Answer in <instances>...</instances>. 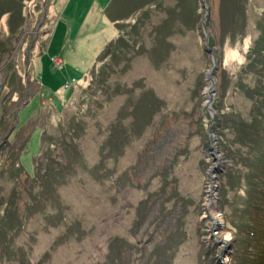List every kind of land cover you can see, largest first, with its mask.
I'll return each instance as SVG.
<instances>
[{
	"label": "rangeland",
	"instance_id": "374dc122",
	"mask_svg": "<svg viewBox=\"0 0 264 264\" xmlns=\"http://www.w3.org/2000/svg\"><path fill=\"white\" fill-rule=\"evenodd\" d=\"M76 1L0 0V264H264V142L226 124L257 109L264 0H118L142 50L93 93L108 34L80 32Z\"/></svg>",
	"mask_w": 264,
	"mask_h": 264
},
{
	"label": "trees",
	"instance_id": "16d2710c",
	"mask_svg": "<svg viewBox=\"0 0 264 264\" xmlns=\"http://www.w3.org/2000/svg\"><path fill=\"white\" fill-rule=\"evenodd\" d=\"M6 2L8 3L9 6L12 5V3H10V1H6ZM1 5H2V8L0 11V20L4 15L10 14L11 15L10 22H11L12 16H15L14 13L12 12L13 10H10L7 7H5L3 5V3ZM0 24H1V22H0ZM123 26L124 25L122 23L118 24V28L120 31L119 36L117 38H115L113 41L109 42L108 45L106 46V49L103 50L102 54L99 57L98 63H97V64L101 65L99 67V69H97V65H96V67L91 72V74H92V79H91V84H90V91L92 90L91 93H93L94 90H97V91L101 90L103 92L104 89L107 88V86L109 85V83H108L109 77L116 70L118 71L117 62H119V60L121 58H123L124 61L126 62V64L129 65L130 61H132V59L135 56H137V54L140 52V50H142L141 46H140L141 49H139V47H137V46H133V42H132V40L134 38V36L132 35L133 32L128 31V30L125 31L123 29ZM133 29L135 31L136 25H134V28H132V30ZM137 29L139 30V28H137ZM10 30H11V34L13 35L15 32V28L13 26H10ZM137 32L135 34H137ZM263 32H264V30H263ZM255 46L256 47L252 51H249L250 53H248V55H250V60H251L250 68H252L253 65H256L258 63H261V64L264 63V34L258 40V42ZM247 90H248V93L251 94V96L253 95L254 98L257 97V99H255V101H254V104L256 105L257 109L256 110L254 109L252 115L249 118L242 119L239 115H235V117L232 115L226 116V118H227L226 124L231 125L233 128V130H231V131L236 137V139L234 141V145L239 146V147H240V145H242V147L251 148L252 151L254 152V149L256 147H258V144L263 145V142H264V141H261V139H262L261 137H263L261 131L264 132V85L259 87V88H258V86H255L253 90H249V89H247ZM88 93L89 92L87 91L84 94L85 98L88 96ZM145 104H147V103L146 102H140L138 104L137 108H140L139 107L140 105L144 106ZM136 110H138V109H136ZM57 113H59V112H57ZM80 127H81L80 130L82 132L85 131V129L81 125H80ZM225 129L230 130L228 127H226ZM43 133H44V131H43ZM60 134L61 133L59 132L58 135H60ZM29 138H28V140H29ZM73 140H75V136H73ZM73 140L71 139L69 142L66 141V145H68V146L73 145L74 144ZM27 143H28V141H26V144ZM41 143H42V138H41ZM258 150L262 151V149H260V148H258ZM233 152L236 155V158H239V161H238L239 164H243L246 168H248L249 165L254 166L253 170L254 171L257 170L258 172H260V164H258L259 162L252 165L253 163L248 161V160L252 159L251 158L252 156H247V157H245L246 158L245 159L244 157H242V154L240 153L239 149H236V151H233ZM262 157H263V159L260 160L261 167H263L262 162H264V156H262ZM247 158H248V160H247ZM19 159H20V157H19ZM253 160L254 159H252V161ZM19 161H20L19 167H21L24 171L25 169L21 164V160H19ZM70 165L72 166V168L74 166H76V164L74 162H70ZM44 171L46 172V174L48 173V171H46V169H44ZM245 176L246 177H242V179H245L248 182V185H247L248 188L246 190L247 196L245 197L246 199L244 200L243 204L245 205V210L248 211V210H250V207L254 206L255 202H258L257 198H255L251 194V190H254L253 188L255 186H258L259 184H261L262 179L259 177L255 179L254 177H251L249 175V173L245 174ZM66 179L67 178L64 175L62 178V182L65 183ZM236 179H237V177H236ZM48 182H51V180H48ZM239 183L240 182L238 180L236 182H234L233 183L234 187L235 186L237 187V185L239 186ZM224 190H226V189H224ZM225 194H226V192H225ZM237 214L242 215L243 216L242 219L247 218L246 214L243 211H239V212H237ZM249 217H251V216L249 215ZM69 225H70V223H69ZM249 225L251 226L252 222H250V220L247 218V219H245L244 222L241 221V223H239L238 226L243 227V226H249ZM114 258L116 259L117 256ZM107 263L108 262H106L105 264H107ZM112 264H117V262H113Z\"/></svg>",
	"mask_w": 264,
	"mask_h": 264
},
{
	"label": "crops",
	"instance_id": "0c3cea01",
	"mask_svg": "<svg viewBox=\"0 0 264 264\" xmlns=\"http://www.w3.org/2000/svg\"><path fill=\"white\" fill-rule=\"evenodd\" d=\"M118 0H77L74 5L72 18L82 20L80 32L90 31L97 28L101 23L103 25L102 32L108 34V40L119 36L118 24L123 23L126 19L121 12L122 6H115ZM124 4V0L122 1ZM136 11V10H135ZM74 14H76L74 16ZM95 23V26H94Z\"/></svg>",
	"mask_w": 264,
	"mask_h": 264
},
{
	"label": "bare ground",
	"instance_id": "6f19581e",
	"mask_svg": "<svg viewBox=\"0 0 264 264\" xmlns=\"http://www.w3.org/2000/svg\"><path fill=\"white\" fill-rule=\"evenodd\" d=\"M209 95H210V94H209ZM210 218L213 220V222L219 224L220 220H219V217H218L217 215H215L214 213H213V214L210 213ZM232 238H233V237H232V234L229 233V232H227V233L225 234V237H224V244H227L228 242H230V241L232 240ZM227 261H228V259L225 260V261L223 262V264H228Z\"/></svg>",
	"mask_w": 264,
	"mask_h": 264
},
{
	"label": "water",
	"instance_id": "95a60500",
	"mask_svg": "<svg viewBox=\"0 0 264 264\" xmlns=\"http://www.w3.org/2000/svg\"><path fill=\"white\" fill-rule=\"evenodd\" d=\"M206 1L203 2V8H206ZM205 25V24H204ZM206 51L208 53H212L213 56H214V59H215V70H216V65H217V60H216V56H215V52H214V49L210 46V38L209 36L207 35V38H206ZM212 103H213V98H212ZM212 108V106H211ZM19 122V119L17 120V123Z\"/></svg>",
	"mask_w": 264,
	"mask_h": 264
},
{
	"label": "built area",
	"instance_id": "2783aa9c",
	"mask_svg": "<svg viewBox=\"0 0 264 264\" xmlns=\"http://www.w3.org/2000/svg\"><path fill=\"white\" fill-rule=\"evenodd\" d=\"M53 61H55V59H53ZM56 62V61H55ZM61 62V61H60ZM68 86V85H67Z\"/></svg>",
	"mask_w": 264,
	"mask_h": 264
}]
</instances>
